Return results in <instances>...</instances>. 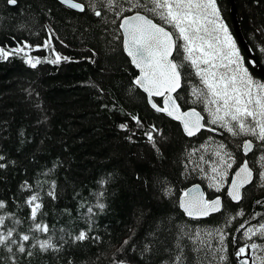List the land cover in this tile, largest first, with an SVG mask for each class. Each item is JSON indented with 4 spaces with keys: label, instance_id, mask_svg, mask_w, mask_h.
Instances as JSON below:
<instances>
[{
    "label": "trees",
    "instance_id": "16d2710c",
    "mask_svg": "<svg viewBox=\"0 0 264 264\" xmlns=\"http://www.w3.org/2000/svg\"><path fill=\"white\" fill-rule=\"evenodd\" d=\"M82 2L85 12L71 10L59 0H17L15 6L0 0V47L31 45L25 52L42 61L53 57L54 47L61 56L71 58L58 64L41 62L35 68L25 62L23 54L0 59V156L4 157L0 164L6 165L0 168V201L5 203L0 208V217H4L0 234L11 230L12 240L17 241L9 242L11 252L0 246V264H13V258L15 264H162L175 255L181 228L192 237L182 240L188 264H239V247L259 243L257 236L246 240L242 233L264 223V203H256L264 202V182L258 175L264 170L260 160L264 147H259L264 142L232 137L216 126L217 132L186 137L178 123L150 108L147 97L134 84L138 73L124 52L118 6L110 9L107 0ZM119 2L128 7L123 0ZM217 2L232 33L230 0ZM235 2L242 34L264 67V0ZM96 10L102 15L96 16ZM133 14L135 11L124 13ZM155 22L163 23L158 18ZM49 40L51 47L44 48ZM238 48L249 73L264 83ZM184 55L180 48L174 56L177 63L184 64L178 104L184 111L198 110L207 123L205 105L193 95V89H204V85L182 59ZM156 103L161 106L162 100ZM121 124L128 129L120 128ZM153 125L159 130L153 132L159 152L145 135ZM245 139L257 145L247 158L255 179L245 189L241 203L234 204L226 192L234 171L246 160L239 147ZM222 141L237 163L228 170V183L217 192L209 185L212 166L219 161L214 153ZM25 181L30 188L21 187ZM195 184L203 186L209 199L220 196L224 211L203 220L187 218L180 199ZM166 186L171 189L167 196L161 191ZM33 194L43 204L44 215L38 213L36 221L30 219L26 203ZM98 202L105 204L102 211L94 207ZM89 206L95 213L90 222ZM240 210L243 216L236 215ZM37 222L46 223L49 231H35ZM89 227V237H101L99 243L91 238L75 240ZM218 227L228 234L226 253L214 251L222 247ZM195 232L200 233L198 240ZM25 234L30 236L27 242L21 239ZM37 239L50 240L56 250L42 251ZM125 240L129 243L120 251ZM18 244L24 245L25 253L18 252ZM146 244L152 245V252L142 255ZM193 247L199 251H191ZM221 256L227 259L221 260Z\"/></svg>",
    "mask_w": 264,
    "mask_h": 264
},
{
    "label": "snow or ice",
    "instance_id": "6c2138e0",
    "mask_svg": "<svg viewBox=\"0 0 264 264\" xmlns=\"http://www.w3.org/2000/svg\"><path fill=\"white\" fill-rule=\"evenodd\" d=\"M8 4L16 5L17 0H7ZM63 4L69 8L76 9L80 12L86 11L85 3L77 2V0H61ZM123 3L128 5L127 8L119 0H107V5L110 9H115L118 6L117 16H122L120 27L123 29V36L125 37L123 44L127 55L131 57L132 64L139 69V75L134 80V84L143 89L148 94L151 106L157 112L166 113L175 120L181 121L184 132L189 136H195L205 129L210 132H217L216 127L222 129L223 132L229 133L232 137H254L255 140L264 142V83L256 81L249 74V69L244 65V58L240 54V50L229 31V26L225 23V19L221 15V8L217 0H123ZM89 7H93L89 3ZM135 11L134 15H124L125 12ZM96 16H101L102 12L96 10ZM158 18L163 23L155 22ZM165 25L171 26L175 31L168 30ZM178 42H182L179 43ZM31 45H24L13 49H6L0 47V59L7 60L9 56L21 55L25 62L32 68L37 67L41 62L58 64L62 60L69 61L68 56H61L52 48L53 57L45 58L42 61L39 57H31L29 53L25 52V48H31ZM44 48L51 47V41H46ZM183 49V60L189 62V65L195 69V75L198 76L204 85V89H193V95L198 101L204 103L208 114V121L205 123V117L197 112L195 109L190 111H181L180 105L176 103V99L171 95L181 87L183 63H177L172 59L173 52ZM264 51V49H262ZM250 63H255L251 61ZM167 94V95H166ZM153 96H164L165 102L163 107L158 106L152 102ZM133 120L137 125H141L138 117L133 116ZM127 130V124L119 126ZM155 126H152V131L146 132L148 141L153 148L159 152L160 149L156 143L153 132H158ZM220 132V135H223ZM241 147L243 153L247 155L253 151L254 144L252 139H245L242 141ZM264 147V144L259 145ZM215 156L219 158L218 163L212 166L211 176L212 183L209 187L215 188L217 192L222 190L225 183H228V170L232 168L237 161L231 152L228 150L227 144L223 141L217 146ZM4 157L0 156V160ZM203 159V157H201ZM264 161V155L260 157ZM6 165L0 164V168ZM260 180L264 182V170L258 173ZM139 179V177H137ZM254 178L253 168L250 167L247 160L243 161L238 170L234 173V179L229 184L226 195L232 201L239 203L242 199V189L246 185L252 184ZM106 183V181H101ZM264 187V183L261 184ZM22 188H30L27 181L21 186ZM55 185L53 184V188ZM162 194L167 196L171 189L164 187ZM48 195L55 198L54 192H49ZM102 196L103 193L101 192ZM40 197L36 194L30 196L26 203L30 207V219L37 220L38 213L43 216L41 212L43 208L42 202H38ZM257 204L264 203L256 201ZM188 217L193 219L205 218L215 213L224 211V205L220 196L213 199L206 197L205 193L200 190L199 186L185 191L183 198L179 205ZM5 207V203L0 201V208ZM94 207L99 210L105 208L104 203H97ZM86 213L90 218L95 215L93 206L86 209ZM236 215L243 216V210L237 212ZM256 215H261L257 213ZM235 217H229L225 222V226L230 224ZM4 223V217H0V225ZM19 223V221H17ZM244 225L241 224L240 228ZM240 229L238 228L237 231ZM35 231L47 233L49 227L46 223H35ZM91 227L81 230L75 236V240L83 241L91 238L93 241L99 243L101 237H89L88 233ZM216 232L219 235V243L222 247L214 249L217 252H227L225 240L227 235L223 231V227H218ZM13 232L9 230L6 235L0 234V246H6L9 252L12 251L10 241L16 244L17 241L12 240ZM196 239H199L200 233L193 234ZM210 235V233H209ZM258 235L264 239V223L259 224L258 227H248L242 233L243 239H252L253 236ZM189 233L185 232L183 228L179 229L175 248L177 249L175 255L170 260L162 261V264H188V257L184 252V245L182 240ZM192 237L189 236V239ZM21 239L25 242L30 240V236L22 235ZM233 243H236L233 237ZM39 248L42 251L55 249V246L50 240L37 239ZM129 243V240L123 241L120 251ZM35 247V245H33ZM253 251L260 249L264 251V245L257 243L247 244L239 247L237 256H246L248 250ZM18 252L25 253L26 249L23 244H18ZM191 251H199V248L193 247ZM152 252V245L146 244L142 250V255ZM28 255L32 253L29 251ZM221 260H226V256H221ZM255 261L259 264H264V257L257 256ZM13 264L15 259L13 258ZM119 264H124L120 261ZM243 264H247L245 260Z\"/></svg>",
    "mask_w": 264,
    "mask_h": 264
},
{
    "label": "water",
    "instance_id": "95a60500",
    "mask_svg": "<svg viewBox=\"0 0 264 264\" xmlns=\"http://www.w3.org/2000/svg\"><path fill=\"white\" fill-rule=\"evenodd\" d=\"M59 1H60L61 4H63V3L61 2V0H59ZM230 3H231V15H232V19H233L232 21H233V25H234V26H233V31H232L231 34H232L233 38L235 39L236 43L238 44V46L240 47V49L245 53V55L247 56V58L249 59V61H255V63H253L254 71H255V73H256L261 79L264 80V67L258 62V60L256 59V56L253 54L251 48L249 47L248 43L246 42V40H245V38H244V36H243V34H242V30H241V27H240V24H239V21H238L236 2H235V0H230ZM9 5H10V4H9ZM63 5L66 6L65 4H63ZM10 6H15V5H10ZM66 7L69 8L68 6H66ZM69 9L74 10V11H76V12H80V11H78V10H76V9H72V8H69ZM133 15H134V14H133ZM121 22H122V21H121ZM120 29H121V32H122V35H123V29H122L121 27H120ZM124 39H125V37L123 36V41H124ZM123 47H124V44H123ZM124 52H125L127 58H128V59L130 60V62H131V57H129V56L127 55V52L125 51V48H124ZM175 53H176V51L173 52L172 59H174ZM174 61H175V60H174ZM175 62H176V61H175ZM131 64H132V62H131ZM132 66L134 67V69L137 71V73H138V75H139V69H137V68L135 67L134 64H132ZM182 86H183V77H182V81H181V87L178 88V89L176 90V92H173V93L171 94V95L176 99V103H177V104H178V101H177V95H178V93L182 90ZM137 87H138V86H137ZM138 88H139V87H138ZM139 89H140L141 92L147 97V101H148V104H149L150 108H151L152 110H154L155 112H157L155 109L152 108V106H151V102L149 101V98H148V94H147L146 92H144L143 89H141V88H139ZM166 95H167V94H166ZM151 100H152V102H155V103H156L157 100H162V105H161L160 107H163L164 102H165V97H164V96H153V97L151 98ZM156 104H157V103H156ZM157 105H158V104H157ZM158 106H159V105H158ZM180 109H181V111H184V110L181 108V106H180ZM190 110H192V109H188V110H186V111H190ZM195 110H196V109H195ZM196 111L199 112L198 110H196ZM157 113H159V114L165 116L167 119H169V120H171V121H173V122H175V123H178V124L180 125V127H181V129H182L184 135H185L186 137H188V138L196 137L197 135L201 134L202 132L207 131V130H205V129H202L201 132L198 133L197 135L192 136V137H189V136L184 132V130H183V125H182L181 121H179V120H175L174 118L168 116L166 113H163V112H157ZM201 115H202V114H201ZM204 122H205V121H204ZM254 148H255V147H254ZM254 148H253V151H254ZM253 151L250 152V153H248L247 155H245V154L243 153V155H244V157L246 158V160H247V158L253 153ZM244 161H245V160H244ZM247 161H248V160H247ZM236 170H238V168H237ZM236 170H235V171H236ZM235 171H234V173H235ZM234 173H233V175H232V179H234ZM232 179H231V181H232ZM254 179H255V174H254L253 182H254ZM252 184H253V183H252ZM252 184L246 185L245 188L241 190V191H242V199H243V193H244V190L247 189L248 187H250ZM196 186H199L200 190L203 191V192L205 193L204 188H203L200 184H195V185L189 187L186 191H188V190H190V189H193V188H195ZM205 195H206V193H205ZM206 197H207V195H206ZM182 198H183V195H182L181 199H182ZM181 199H180V201H181ZM221 199H222V198H221ZM229 199L231 200L230 197H229ZM242 199H241V201H242ZM231 201H232V200H231ZM241 201H240L239 203H241ZM232 202H233L234 204H239V203H237V202H235V201H232ZM222 203H223V201H222ZM180 208H181V207H180ZM181 210H182V212L184 213V211H183L182 208H181ZM184 214L186 215V213H184ZM216 214H218V213H215V214H213V215H216ZM213 215H210V216H213ZM210 216H208V217H210ZM186 217L189 218V219H193V218H191V217H188L187 215H186ZM208 217H205V218H208ZM205 218L193 219V220H203V219H205ZM245 260L247 261V264H254V263H253V258H252V249H249V250H248V254H247L246 256H238V257H237V262H238L239 264H243V262H244Z\"/></svg>",
    "mask_w": 264,
    "mask_h": 264
},
{
    "label": "rangeland",
    "instance_id": "374dc122",
    "mask_svg": "<svg viewBox=\"0 0 264 264\" xmlns=\"http://www.w3.org/2000/svg\"><path fill=\"white\" fill-rule=\"evenodd\" d=\"M230 31V30H229ZM237 44V43H236ZM241 54V53H240ZM245 65V64H244ZM246 66V65H245ZM250 74V73H249ZM251 75V74H250ZM252 76V75H251ZM253 77V76H252ZM254 79V78H253ZM255 80V79H254ZM257 81V80H256ZM260 82V81H259ZM263 83V82H261ZM260 241L264 243V239L260 238ZM264 245V244H263ZM257 256L264 257V251L257 249L255 251L252 250V258H253V263H254V258ZM257 264H259V261H257Z\"/></svg>",
    "mask_w": 264,
    "mask_h": 264
},
{
    "label": "flooded vegetation",
    "instance_id": "af4514ba",
    "mask_svg": "<svg viewBox=\"0 0 264 264\" xmlns=\"http://www.w3.org/2000/svg\"><path fill=\"white\" fill-rule=\"evenodd\" d=\"M225 23H226V22H225ZM226 24H227V23H226ZM230 32H231V31H230ZM209 126H210V125H209ZM214 127H215V126H214ZM216 127L218 128V126H216ZM256 236L258 237V240H259V243H258V244L263 245L264 243L260 241V238H261V237H259L258 235H256Z\"/></svg>",
    "mask_w": 264,
    "mask_h": 264
},
{
    "label": "bare ground",
    "instance_id": "6f19581e",
    "mask_svg": "<svg viewBox=\"0 0 264 264\" xmlns=\"http://www.w3.org/2000/svg\"><path fill=\"white\" fill-rule=\"evenodd\" d=\"M201 185V184H200ZM202 186V185H201ZM203 187V186H202ZM245 191V190H244ZM206 193V192H205ZM244 194V193H243Z\"/></svg>",
    "mask_w": 264,
    "mask_h": 264
}]
</instances>
